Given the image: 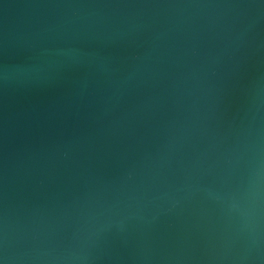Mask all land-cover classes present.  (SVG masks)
<instances>
[{
  "label": "water",
  "instance_id": "obj_1",
  "mask_svg": "<svg viewBox=\"0 0 264 264\" xmlns=\"http://www.w3.org/2000/svg\"><path fill=\"white\" fill-rule=\"evenodd\" d=\"M0 264H264V0H0Z\"/></svg>",
  "mask_w": 264,
  "mask_h": 264
}]
</instances>
